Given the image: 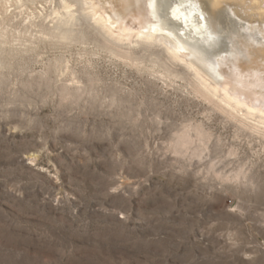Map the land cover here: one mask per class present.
Listing matches in <instances>:
<instances>
[{
    "label": "clouds",
    "instance_id": "9594fccd",
    "mask_svg": "<svg viewBox=\"0 0 264 264\" xmlns=\"http://www.w3.org/2000/svg\"><path fill=\"white\" fill-rule=\"evenodd\" d=\"M0 124L108 151L126 196L159 158L264 228V0H0Z\"/></svg>",
    "mask_w": 264,
    "mask_h": 264
},
{
    "label": "rangeland",
    "instance_id": "374dc122",
    "mask_svg": "<svg viewBox=\"0 0 264 264\" xmlns=\"http://www.w3.org/2000/svg\"><path fill=\"white\" fill-rule=\"evenodd\" d=\"M151 163V174L124 169L139 185L126 196L109 190L108 151L0 124V264H264V228L228 211L227 197L189 192L166 161ZM246 206L255 218L264 196ZM233 229L236 246L224 234Z\"/></svg>",
    "mask_w": 264,
    "mask_h": 264
}]
</instances>
